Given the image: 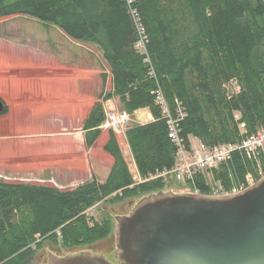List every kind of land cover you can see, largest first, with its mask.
Here are the masks:
<instances>
[{
	"label": "trees",
	"instance_id": "obj_1",
	"mask_svg": "<svg viewBox=\"0 0 264 264\" xmlns=\"http://www.w3.org/2000/svg\"><path fill=\"white\" fill-rule=\"evenodd\" d=\"M0 0V19L23 15L57 26L69 38L97 46L108 63L125 112L148 108L153 121L131 124L125 133L139 175L173 166L177 148L168 138L165 114L155 101L160 90L179 135L213 148L239 144L264 129V0ZM144 29V49L135 47ZM235 83L236 91L227 86ZM7 112L4 107L3 113ZM179 112L182 117L179 118ZM88 145L104 120L92 113ZM240 124L244 128L240 129ZM104 150L113 165L103 183L91 180L62 191L51 186L0 179V264H28L51 239L64 247L93 244L108 237L111 222H97L86 211L98 202L139 200L162 192V178L134 183L115 135ZM234 151L229 160L194 177L199 194L213 186L225 193L264 175V158L249 160ZM256 162H260V165ZM59 234V236L57 235ZM32 246L35 248L32 249Z\"/></svg>",
	"mask_w": 264,
	"mask_h": 264
},
{
	"label": "crops",
	"instance_id": "obj_2",
	"mask_svg": "<svg viewBox=\"0 0 264 264\" xmlns=\"http://www.w3.org/2000/svg\"><path fill=\"white\" fill-rule=\"evenodd\" d=\"M43 24L50 25L53 34L42 40L45 44L39 52L40 68L23 64L20 70L31 67L21 71L20 74L30 73L23 79L20 74H10L11 66L0 60V101L7 107L6 113H0V127L16 128L0 134V175L6 176L2 180L7 182L51 186L62 191L73 190L92 179L103 183L113 165V157L104 145L108 132H114L102 128L103 121L96 127L98 137L88 145L92 129L86 127L94 121L96 106L101 107L104 117L109 110L125 111L120 96L115 94L109 65L97 46L75 41L57 26ZM0 44L25 51L4 39H0ZM36 72H40L39 78L34 76ZM23 81L25 86L20 85ZM24 111L30 121L17 119ZM130 116L139 125L153 121L148 108L137 109ZM18 123L26 124L27 129H18ZM196 140L195 147L200 144ZM124 161L129 172L138 173L133 157L131 165L126 158Z\"/></svg>",
	"mask_w": 264,
	"mask_h": 264
},
{
	"label": "water",
	"instance_id": "obj_3",
	"mask_svg": "<svg viewBox=\"0 0 264 264\" xmlns=\"http://www.w3.org/2000/svg\"><path fill=\"white\" fill-rule=\"evenodd\" d=\"M116 221L121 264H264V175L235 193L150 194ZM47 256L48 264H110L91 254Z\"/></svg>",
	"mask_w": 264,
	"mask_h": 264
},
{
	"label": "rangeland",
	"instance_id": "obj_4",
	"mask_svg": "<svg viewBox=\"0 0 264 264\" xmlns=\"http://www.w3.org/2000/svg\"><path fill=\"white\" fill-rule=\"evenodd\" d=\"M50 25L40 23L36 19H32L30 17H26L23 15H17V16H10V17H4L0 19V39H4L6 41H10L13 44L18 45L20 48L23 47L25 51H22L21 49H16L11 44H0V60L4 63L9 64V72L12 75H19L21 71L30 70L31 67H39L40 64V50L44 46L45 43L42 42L43 39H46L47 37H51L53 34L52 29ZM20 45V46H19ZM15 64H20L21 66L15 67ZM31 66L28 69L20 70L19 67H24L25 65ZM40 72L35 73V77L39 78ZM30 73L26 74H20L23 79H26L29 76ZM34 84H37L39 86L38 82H35ZM20 85L25 86V81H23ZM227 89L229 91H236L237 86L235 83H230L227 86ZM123 108V106H119V109ZM118 111H112L109 110L105 113V120L104 122L107 123L106 118L108 119L109 115H120ZM107 115V116H106ZM18 120L22 121H30V116L27 114V112L20 113L17 116ZM133 117L130 116L129 118V125L135 124L133 123ZM101 125H105V123ZM18 129H27L26 124H20L18 123ZM16 124H14V127ZM104 128V127H102ZM120 128V127H119ZM117 128L113 131L114 134L117 135L118 140L120 142L121 147H119V152L121 156L123 157V160L128 161V165L132 163L131 155L130 154V147L125 142L124 138V131ZM12 129L16 128H10L0 127V134L7 133ZM108 130L111 128L108 127ZM192 146L195 147L197 144V140L195 138L191 139ZM19 144H23V142H19ZM198 146V145H197ZM14 153V151H12ZM126 163V161H125ZM127 165V164H126ZM129 168V167H127ZM130 170V169H128ZM131 170H133V165ZM131 172V171H130ZM134 172V173H132ZM131 174L133 176H136V171H132ZM263 175L261 174L260 177ZM9 177V175H8ZM13 178V176H10ZM259 177V178H260ZM0 178H6V176L0 175ZM258 178V179H259ZM190 189V185L182 183V181L173 180L170 181L167 186H165L162 190V192H168V193H180V192H188ZM211 195H214L211 193ZM139 201L138 198L136 199H126L120 202H114L111 203L109 201H102L95 204L93 207L88 209L86 211V214L89 218H92L93 220L97 222H101L104 220H109L111 222V233L108 237L99 240L93 244L89 245H83L75 248L71 247H64L61 245V243H53L51 239H45L42 241L43 245L40 249L36 251V254L34 257L30 260L28 264H48L49 258L47 256H70L75 254H91V255H98L102 256L105 260H107L110 264H121L120 259L118 258L119 250L116 246V237L114 233V227L117 223L116 218L119 216H124L130 214L131 210L135 206V204ZM59 236V234L57 233Z\"/></svg>",
	"mask_w": 264,
	"mask_h": 264
},
{
	"label": "built area",
	"instance_id": "obj_5",
	"mask_svg": "<svg viewBox=\"0 0 264 264\" xmlns=\"http://www.w3.org/2000/svg\"><path fill=\"white\" fill-rule=\"evenodd\" d=\"M128 2L130 3L129 0ZM132 15L134 17L135 27L138 31L135 47L142 50L144 49L146 41L144 29L139 25L134 11H132ZM155 101L161 106L162 112L165 114L168 138L177 148L175 162L171 168L155 171L144 178L137 173L136 176H133L134 183L137 184L162 178L164 182H166L165 185H168L171 180H177L190 185V189L192 190H188V192L199 194L198 189L194 186V177L196 174L198 172L204 173L208 170L205 178L209 182L211 180L210 170L229 160L234 151L243 153L249 160L257 161L260 155L264 158V129L254 134L247 135L239 144H223L213 148L206 147L201 143L196 147H192L191 145L186 146L179 135L177 119L172 118L170 115L160 90H157L155 93ZM119 114L120 115H109L108 119L106 118L107 123L104 122L105 125H103V127H110L112 131L116 130V132L119 127V129L125 130L129 125L130 115L125 111L119 112ZM178 117H182L181 112H179ZM243 128L244 124H240V129ZM256 163L258 166L260 165V162ZM256 181L257 180L251 174H246L244 182H241L229 193L239 192L253 185ZM212 189L215 195L227 194L222 191L219 186H213ZM34 248L35 247L32 246V249Z\"/></svg>",
	"mask_w": 264,
	"mask_h": 264
},
{
	"label": "bare ground",
	"instance_id": "obj_6",
	"mask_svg": "<svg viewBox=\"0 0 264 264\" xmlns=\"http://www.w3.org/2000/svg\"><path fill=\"white\" fill-rule=\"evenodd\" d=\"M245 158V157H244Z\"/></svg>",
	"mask_w": 264,
	"mask_h": 264
}]
</instances>
